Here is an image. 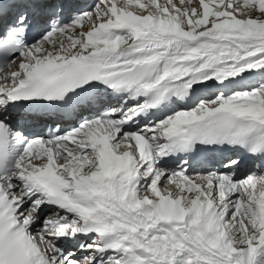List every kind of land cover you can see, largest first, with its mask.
Returning <instances> with one entry per match:
<instances>
[{
	"label": "snow or ice",
	"instance_id": "6c2138e0",
	"mask_svg": "<svg viewBox=\"0 0 264 264\" xmlns=\"http://www.w3.org/2000/svg\"><path fill=\"white\" fill-rule=\"evenodd\" d=\"M0 264H264V0H0Z\"/></svg>",
	"mask_w": 264,
	"mask_h": 264
},
{
	"label": "bare ground",
	"instance_id": "6f19581e",
	"mask_svg": "<svg viewBox=\"0 0 264 264\" xmlns=\"http://www.w3.org/2000/svg\"><path fill=\"white\" fill-rule=\"evenodd\" d=\"M71 2L76 5L77 7H80L82 9H87L89 5H92L95 0H89V2H81L80 0H71ZM197 0H193V3H196ZM27 114V115H24ZM21 117H27V118H31L29 119V121L31 120V123H29L28 125H34L36 128L34 129V133H38L40 132L42 129L46 132L47 131V126H46V122L45 120L36 117V115H32L29 114L27 111L24 112L23 114H19ZM15 119H16V115H15ZM19 125V124H18ZM21 126V125H19ZM22 127V126H21ZM23 128V127H22ZM25 130V127L23 128Z\"/></svg>",
	"mask_w": 264,
	"mask_h": 264
}]
</instances>
